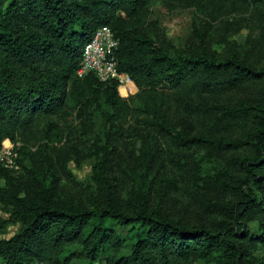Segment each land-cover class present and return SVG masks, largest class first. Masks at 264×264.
Returning a JSON list of instances; mask_svg holds the SVG:
<instances>
[{"label": "trees", "instance_id": "trees-1", "mask_svg": "<svg viewBox=\"0 0 264 264\" xmlns=\"http://www.w3.org/2000/svg\"><path fill=\"white\" fill-rule=\"evenodd\" d=\"M164 1L211 18L264 3ZM149 3L0 0V146L29 131L36 146L30 167L20 158L19 174L1 172L0 202L20 227L0 240V264H264V65L174 47L148 21ZM101 25L138 89L127 98L116 79L76 74ZM237 88L245 93L233 101L211 99ZM69 110L83 134L101 118L91 180L103 196L89 205L60 197L67 162L48 155Z\"/></svg>", "mask_w": 264, "mask_h": 264}, {"label": "rangeland", "instance_id": "rangeland-1", "mask_svg": "<svg viewBox=\"0 0 264 264\" xmlns=\"http://www.w3.org/2000/svg\"><path fill=\"white\" fill-rule=\"evenodd\" d=\"M149 9L151 14L148 21H155L162 36L174 47L192 51L205 48L222 58L236 54L245 58L249 63L264 65V3L248 7L229 6L216 18H211L188 4L176 1L150 0ZM133 84L128 85L125 94L119 87L120 96L127 98L133 95L138 90ZM244 90L245 88H237L211 99L220 103L230 102L241 97L245 93ZM69 112V118L58 120L59 135H53L51 138L55 150L48 155L54 157L58 153L60 158L67 162L69 173H64L60 177L58 188L60 197L63 200L89 205L99 201L103 196L91 180L93 165L97 162L93 155L95 152L93 140L101 131V118L98 117L88 128V133L83 134L81 119L76 117L74 111L69 110ZM33 138H35L34 134H30L29 131L23 136H18L15 141L10 139L14 144V156L18 165L17 169L11 170L12 172L19 174L21 166L18 161L20 158L24 166L30 167V150L35 151L36 149V146L32 145ZM16 147L24 148L27 153L24 155L18 152ZM37 159L35 156V160ZM113 169L108 175L110 178L117 174ZM2 170L3 168H0V187L4 186L1 177ZM18 182L21 185L28 183L26 176H22ZM176 197L180 205L186 207L192 217L195 216L197 207L190 206L192 203L190 199L193 197L184 191L177 193ZM210 217L215 218L213 215ZM19 227V224L12 220L10 208L0 202V240L10 238L19 230ZM185 264L204 263L192 258Z\"/></svg>", "mask_w": 264, "mask_h": 264}, {"label": "built area", "instance_id": "built-area-1", "mask_svg": "<svg viewBox=\"0 0 264 264\" xmlns=\"http://www.w3.org/2000/svg\"><path fill=\"white\" fill-rule=\"evenodd\" d=\"M117 45V38L109 26L101 25L97 27L83 45L76 74L79 77H83L93 73L101 81L116 79L119 85L125 84L130 78L127 74L117 70L115 58ZM118 93L121 95L119 90ZM0 168H3V170H15L18 168L14 156V144L9 138H5L1 142Z\"/></svg>", "mask_w": 264, "mask_h": 264}, {"label": "bare ground", "instance_id": "bare-ground-1", "mask_svg": "<svg viewBox=\"0 0 264 264\" xmlns=\"http://www.w3.org/2000/svg\"><path fill=\"white\" fill-rule=\"evenodd\" d=\"M127 81H128V82H127ZM127 81H126V82H127L126 87H128V85L132 84V83H131V80H127ZM126 82H125V83H126ZM122 85H123V84H121V86H122Z\"/></svg>", "mask_w": 264, "mask_h": 264}]
</instances>
